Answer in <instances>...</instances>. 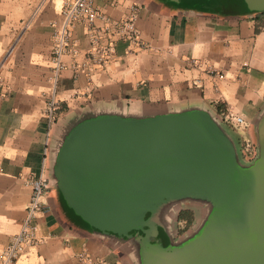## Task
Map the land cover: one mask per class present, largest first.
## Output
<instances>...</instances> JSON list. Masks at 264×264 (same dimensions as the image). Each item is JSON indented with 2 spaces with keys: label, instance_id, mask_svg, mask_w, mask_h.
I'll return each mask as SVG.
<instances>
[{
  "label": "crops",
  "instance_id": "obj_1",
  "mask_svg": "<svg viewBox=\"0 0 264 264\" xmlns=\"http://www.w3.org/2000/svg\"><path fill=\"white\" fill-rule=\"evenodd\" d=\"M66 1L0 0V252L20 230L31 181L42 171L48 185L33 219L37 241L15 264H140L125 238L92 230L67 207L52 176L53 142L72 117L103 107L200 106L219 117H242L254 138L264 107V12L94 0L112 22L134 14L141 45L107 31L100 19L93 27L83 21L69 27L49 127L54 32ZM100 42L114 50L96 63L90 52Z\"/></svg>",
  "mask_w": 264,
  "mask_h": 264
},
{
  "label": "water",
  "instance_id": "obj_2",
  "mask_svg": "<svg viewBox=\"0 0 264 264\" xmlns=\"http://www.w3.org/2000/svg\"><path fill=\"white\" fill-rule=\"evenodd\" d=\"M157 1L264 12V0ZM223 122L200 106L86 110L53 142L54 185L78 220L125 238L140 264H264V107L249 164ZM187 205L199 215L178 234L175 218Z\"/></svg>",
  "mask_w": 264,
  "mask_h": 264
},
{
  "label": "built area",
  "instance_id": "obj_3",
  "mask_svg": "<svg viewBox=\"0 0 264 264\" xmlns=\"http://www.w3.org/2000/svg\"><path fill=\"white\" fill-rule=\"evenodd\" d=\"M135 9V8H134ZM63 23L54 32L53 50L51 56L52 73H53V90L49 96L46 107V115L49 127L55 121V111L57 107V99L55 92V84L60 72L64 68L62 56L66 50V41L69 36L68 29L74 23L83 21L88 27H93L97 19L102 20L106 24V30L112 34L117 33L120 38H125L133 44L141 45V38L134 22V14L126 17L122 22H112L111 19L99 12L94 6V0H67L62 10ZM92 39L98 40L97 36L92 32ZM114 44H104L100 42V46L90 52V59L96 63L107 61L112 55ZM76 52L75 49L72 50ZM225 122L232 125L242 126L243 118L240 116L225 115L221 117ZM242 150L244 156L251 159L255 155V144L249 138L242 141ZM48 181L41 171L31 181V193L27 204L26 217L22 223L20 230L12 237L9 244L0 252V264H15L18 256L24 249L37 241V229L33 222L35 214L41 208L45 189Z\"/></svg>",
  "mask_w": 264,
  "mask_h": 264
},
{
  "label": "rangeland",
  "instance_id": "obj_4",
  "mask_svg": "<svg viewBox=\"0 0 264 264\" xmlns=\"http://www.w3.org/2000/svg\"><path fill=\"white\" fill-rule=\"evenodd\" d=\"M222 128L226 131L227 135L230 137L231 141L233 142L239 162H241L243 164L251 163V160L249 158H247L246 156H244V154H243L242 141L246 138H248V139L250 138L253 141V143L255 144L256 139H257L255 130L253 133L254 138H252L250 133L247 132L246 125L242 127V126L232 125V124H229L227 122H223ZM183 209L193 212V214H194V217H193L194 220L192 223V225H193L194 222L196 221L198 215H199V213H198L199 209L194 207V206H188V205L181 208V210H183ZM177 216H176V218H177ZM176 218H175V227L178 230V227L182 226L183 223L182 222L178 223Z\"/></svg>",
  "mask_w": 264,
  "mask_h": 264
},
{
  "label": "trees",
  "instance_id": "obj_5",
  "mask_svg": "<svg viewBox=\"0 0 264 264\" xmlns=\"http://www.w3.org/2000/svg\"><path fill=\"white\" fill-rule=\"evenodd\" d=\"M167 4L173 5L171 3H167ZM176 220L183 223V226L177 230L178 234H181L191 227L193 220H194L193 213L189 210L183 209L178 213ZM183 221H185V224ZM145 228H147V227H145ZM153 234H154V231L151 230V232L149 234V238H151L153 236Z\"/></svg>",
  "mask_w": 264,
  "mask_h": 264
},
{
  "label": "flooded vegetation",
  "instance_id": "obj_6",
  "mask_svg": "<svg viewBox=\"0 0 264 264\" xmlns=\"http://www.w3.org/2000/svg\"><path fill=\"white\" fill-rule=\"evenodd\" d=\"M192 213H193V212H192ZM193 217H194V214H193ZM177 221H178V220H177ZM183 222H184V224H185V221H183ZM178 223H179V221H178ZM182 226H183V225H182ZM182 226H179L178 229H179L180 227H182Z\"/></svg>",
  "mask_w": 264,
  "mask_h": 264
}]
</instances>
